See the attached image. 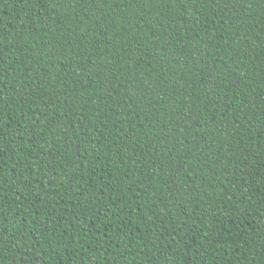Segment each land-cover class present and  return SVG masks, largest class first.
Listing matches in <instances>:
<instances>
[{"label":"trees","instance_id":"1","mask_svg":"<svg viewBox=\"0 0 264 264\" xmlns=\"http://www.w3.org/2000/svg\"><path fill=\"white\" fill-rule=\"evenodd\" d=\"M0 264H264V0H0Z\"/></svg>","mask_w":264,"mask_h":264}]
</instances>
